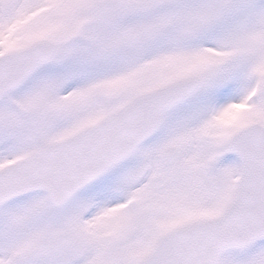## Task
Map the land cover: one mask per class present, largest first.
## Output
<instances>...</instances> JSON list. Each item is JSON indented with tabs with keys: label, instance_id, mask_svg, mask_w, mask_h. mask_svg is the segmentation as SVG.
<instances>
[{
	"label": "snow or ice",
	"instance_id": "snow-or-ice-1",
	"mask_svg": "<svg viewBox=\"0 0 264 264\" xmlns=\"http://www.w3.org/2000/svg\"><path fill=\"white\" fill-rule=\"evenodd\" d=\"M0 264H264V0H0Z\"/></svg>",
	"mask_w": 264,
	"mask_h": 264
}]
</instances>
